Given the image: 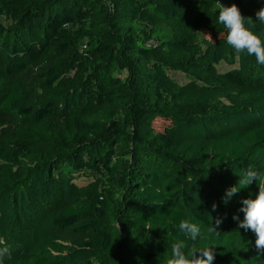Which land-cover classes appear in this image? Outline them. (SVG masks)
<instances>
[{"label": "trees", "instance_id": "trees-1", "mask_svg": "<svg viewBox=\"0 0 264 264\" xmlns=\"http://www.w3.org/2000/svg\"><path fill=\"white\" fill-rule=\"evenodd\" d=\"M229 2L264 41L255 16L264 0ZM0 8L12 18L0 23V118L45 120L51 130L40 152L0 140L4 264H167L180 240L189 257L212 246V264H264L254 232L239 227L242 201L264 184V65L227 44L212 1L0 0ZM234 56L185 110L186 86L168 70L207 72ZM227 85L239 101L202 111ZM72 111L85 115L64 124ZM114 111L122 116L110 120ZM249 168L258 180L244 187ZM216 219L219 234L203 240L178 231L181 220L203 233Z\"/></svg>", "mask_w": 264, "mask_h": 264}, {"label": "clouds", "instance_id": "clouds-1", "mask_svg": "<svg viewBox=\"0 0 264 264\" xmlns=\"http://www.w3.org/2000/svg\"><path fill=\"white\" fill-rule=\"evenodd\" d=\"M255 16L256 21L264 24V7H261L255 13ZM246 21L248 24L253 23L251 17L245 20L236 4L226 7L219 3L218 22L227 29V44L237 53H246L249 56L254 55L257 63L264 65V41L249 28L245 27ZM254 180L255 182L258 180V174L255 170L249 168L245 175L241 177L239 183L245 187ZM258 188L259 192L255 199H244L242 201L243 206L240 210L244 213V219L239 222V227L245 231L251 230L254 232L256 236L255 247L258 253H264V184ZM239 189L237 186H233L226 190L224 201L227 202L234 194L238 193ZM213 209H215V205H213ZM220 223V219H216L215 224L211 222L206 232L202 233L197 224L181 220L178 225V231L190 237L193 241L198 237L203 240L207 237L218 235ZM186 249L187 245L183 240L174 243L172 245L171 258L167 261V264H212L215 258L212 246L193 248L190 257L185 254ZM5 258L11 259V250L8 247L0 248V264H4Z\"/></svg>", "mask_w": 264, "mask_h": 264}, {"label": "rangeland", "instance_id": "rangeland-1", "mask_svg": "<svg viewBox=\"0 0 264 264\" xmlns=\"http://www.w3.org/2000/svg\"><path fill=\"white\" fill-rule=\"evenodd\" d=\"M213 3V7L215 9H219V3L222 6H231V3L229 0H210ZM12 18L10 14L6 11H3L0 8V23L7 26L11 23ZM200 39V46L202 50L206 49V44L204 43L203 37ZM225 52L228 50V46L224 47ZM231 60V63H229ZM237 63L236 57H227L226 60L221 61L217 66H213L212 69L208 70L207 72L205 71H194L189 74H186L185 72L181 71H171L168 70L169 75L171 76L172 80L174 81L175 86H186L184 87V90L186 92V97H185V102L186 104L183 105L184 109L187 110L191 105L195 102H197V98L194 96V92H196V89L202 85L206 84L209 76L213 71L218 72L222 71L225 69H228L232 66H234ZM211 92H215L216 90L214 88L209 89ZM198 92V91H197ZM239 88L231 85H227L224 87L223 93L220 96L212 97L209 103L203 104V109L205 113H215L218 112L223 105H229L232 103H235L239 101ZM44 94L46 92H43ZM197 112L199 111L198 109H191V112ZM84 113L72 111V112H66L63 114L62 121L64 124H69L73 125L74 118L84 117ZM0 116H1V111H0ZM122 113L120 111H114L110 115V120L114 118L121 117ZM156 122V123H155ZM154 124L156 126H159L160 120H156ZM105 123V122H104ZM107 124V123H106ZM51 137V130L49 127V124L47 121H42L39 124L35 125H30V126H15L11 125L8 122H5L0 118V140H2L5 143H8L12 146H18L22 148H29L31 151H38L40 152V147H36V145H45V147H48V140ZM264 177V171H262V176ZM91 180V176H80L74 178V181L80 183V184H85L88 181ZM249 253V252H245ZM249 255V254H246ZM253 257H248V262H252ZM31 261L35 262L37 261L38 263L41 264V260H39L36 257H31ZM44 264H46L43 261ZM253 263V262H252Z\"/></svg>", "mask_w": 264, "mask_h": 264}, {"label": "built area", "instance_id": "built-area-1", "mask_svg": "<svg viewBox=\"0 0 264 264\" xmlns=\"http://www.w3.org/2000/svg\"><path fill=\"white\" fill-rule=\"evenodd\" d=\"M149 43H153L152 41H149Z\"/></svg>", "mask_w": 264, "mask_h": 264}]
</instances>
